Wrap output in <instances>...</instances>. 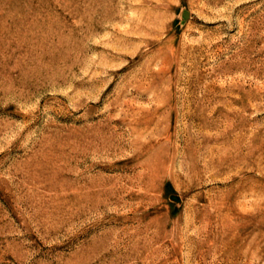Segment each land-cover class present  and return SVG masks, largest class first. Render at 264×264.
<instances>
[{
	"label": "rangeland",
	"instance_id": "374dc122",
	"mask_svg": "<svg viewBox=\"0 0 264 264\" xmlns=\"http://www.w3.org/2000/svg\"><path fill=\"white\" fill-rule=\"evenodd\" d=\"M0 264H264V0H0Z\"/></svg>",
	"mask_w": 264,
	"mask_h": 264
},
{
	"label": "water",
	"instance_id": "95a60500",
	"mask_svg": "<svg viewBox=\"0 0 264 264\" xmlns=\"http://www.w3.org/2000/svg\"><path fill=\"white\" fill-rule=\"evenodd\" d=\"M174 200H178V199L177 198L176 199L174 198Z\"/></svg>",
	"mask_w": 264,
	"mask_h": 264
}]
</instances>
